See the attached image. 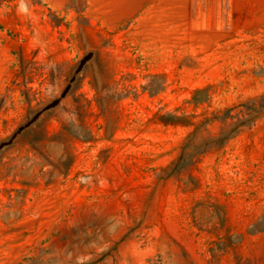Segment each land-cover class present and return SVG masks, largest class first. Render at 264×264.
I'll use <instances>...</instances> for the list:
<instances>
[{"label":"rangeland","instance_id":"374dc122","mask_svg":"<svg viewBox=\"0 0 264 264\" xmlns=\"http://www.w3.org/2000/svg\"><path fill=\"white\" fill-rule=\"evenodd\" d=\"M181 3L1 5L0 264H264V0Z\"/></svg>","mask_w":264,"mask_h":264},{"label":"crops","instance_id":"0c3cea01","mask_svg":"<svg viewBox=\"0 0 264 264\" xmlns=\"http://www.w3.org/2000/svg\"><path fill=\"white\" fill-rule=\"evenodd\" d=\"M181 5L182 0H100V12L107 27L115 28L119 23L133 24L151 8H171Z\"/></svg>","mask_w":264,"mask_h":264},{"label":"trees","instance_id":"16d2710c","mask_svg":"<svg viewBox=\"0 0 264 264\" xmlns=\"http://www.w3.org/2000/svg\"><path fill=\"white\" fill-rule=\"evenodd\" d=\"M9 1H11V0H0V7H1V5H2L3 3H7V2H9ZM217 140H219V138H215V139H213V141H217Z\"/></svg>","mask_w":264,"mask_h":264},{"label":"clouds","instance_id":"9594fccd","mask_svg":"<svg viewBox=\"0 0 264 264\" xmlns=\"http://www.w3.org/2000/svg\"><path fill=\"white\" fill-rule=\"evenodd\" d=\"M20 9H21V10L24 9V5H23V4L20 5Z\"/></svg>","mask_w":264,"mask_h":264}]
</instances>
